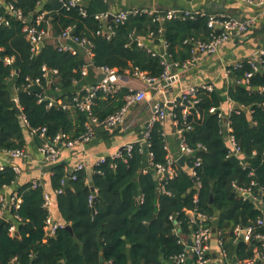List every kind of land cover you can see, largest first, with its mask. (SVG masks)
Segmentation results:
<instances>
[{
    "label": "trees",
    "instance_id": "16d2710c",
    "mask_svg": "<svg viewBox=\"0 0 264 264\" xmlns=\"http://www.w3.org/2000/svg\"><path fill=\"white\" fill-rule=\"evenodd\" d=\"M9 1L31 19L30 23L35 12L46 11L54 35L73 27L74 36L86 37L92 44V66L116 69L119 74L137 69L157 79L164 70L163 57L139 48L137 37L151 40L149 48L153 51L164 43L165 58L181 65L194 56L195 42H208L212 34L220 33L218 29H208L205 17L158 22L154 20L155 15L137 13L129 15L121 24L106 22L112 32L108 39L99 31L104 23L95 19L99 13L117 12L105 0H83L84 16L78 8L64 7L69 0ZM1 17L9 24L0 25V55L14 56L15 62L12 66L0 62V151L22 149L24 128L28 133L45 128L48 139L58 133L72 139L78 137L85 131L86 114L62 110L57 105L47 108L45 101L38 103V96L45 93L55 96L59 91L60 99L70 103L75 95L73 83L81 78L80 68L85 64L82 51L76 55L58 52L53 44L46 42L34 53L25 39L22 22L9 15L5 8L0 10ZM42 66L56 69L57 76L42 78ZM250 71L248 60L228 68L230 86L226 98L241 109L233 110L227 122L241 150L240 156L229 155L223 119L217 116L225 96L214 89L210 92L201 89L185 118L183 105L178 102L172 108L176 127L189 126L183 137L195 153L185 158L184 166L177 164V175L165 183L164 193L159 191L147 158V152H151L153 163L165 161L167 142L164 125L159 123L149 128L147 145L133 143L130 153L123 149L119 158L106 157L95 166L91 186L87 184L86 173L79 171L64 188L63 182L69 176L64 165L56 162L50 169L51 185L54 190L62 189L56 195V206L62 223L70 225L72 233L65 228L52 236L46 232L43 188L33 189L31 184H26L19 190V208L11 207L9 219L0 224V264H172V257L183 249L172 234L175 222L182 235L190 234L184 209L193 207L195 190L190 173L196 158L200 159L199 166L194 168L200 183L199 210L211 217L212 230L221 233L231 264L252 257L253 249L260 242L252 238L249 243H233L232 234L236 226H252L256 233L264 232L256 225L257 219L264 215V72H255L247 84H242L240 81ZM36 78L40 79L39 94L26 88V79ZM128 93L126 89L114 95L98 93L93 114L102 120L117 112ZM12 96L21 115L13 109ZM210 109L215 112L211 113ZM35 138L41 145L43 140L37 134ZM144 169L148 171L143 173ZM16 178L13 169L5 167L0 171V188L11 185ZM252 181L256 185L251 188V195L259 201L245 198L233 188V184L250 187ZM11 225L16 228L13 235L8 232Z\"/></svg>",
    "mask_w": 264,
    "mask_h": 264
},
{
    "label": "built area",
    "instance_id": "2783aa9c",
    "mask_svg": "<svg viewBox=\"0 0 264 264\" xmlns=\"http://www.w3.org/2000/svg\"><path fill=\"white\" fill-rule=\"evenodd\" d=\"M249 5L262 6L264 5V0H241ZM83 0H69L64 4V7L69 10L71 8H78L80 14L84 16L86 11L83 7ZM5 8L6 12L14 16L17 20L21 21L23 24L22 31L25 35V39L29 42L31 46V51L36 53L38 43L45 44L48 41H52L55 49L58 52H66L72 55H76L79 51H84L85 55L91 58L92 52V44L86 37H77L73 35V27L66 28L62 33L54 35L51 24L48 20V13L46 11L40 10L34 16L33 22L30 23L31 19H27L19 9H17L12 2L9 0H0V10ZM137 13H146L148 15H155L154 20L158 22H163L165 20L171 19H193L197 16L205 17L207 20L208 29L214 31L216 29L220 30V33L217 35L212 34V38L208 42H195L194 49L195 51L204 53V54H215L218 49L227 42L230 38L240 35H245L249 31L253 29L256 25V18L250 17L247 19H236L229 15L223 14H207L203 11H188L183 9H169L166 11H152L147 9H124L117 12H106L99 13L95 16V19L103 22L104 25L100 28V32L106 34V37L109 39L112 35L110 26H107L105 23H108V18L110 14L114 15V20L111 22H115L118 24L123 23L129 15L137 14ZM8 25L9 22L6 18H0V25ZM137 46L141 49H146L152 55L159 54V51H153L149 48L151 44V40L145 39L142 37L136 38ZM149 43V45L147 44ZM162 46L165 49L164 43ZM163 57V56H162ZM264 57V48L259 49L253 57L248 59V63L250 64L251 71L247 72L244 78L240 81L242 84H247L249 79L255 72L263 71L264 67L261 66ZM0 62H3L5 66H12L15 62L14 56H4L0 55ZM162 64L164 66V70L159 78H150L145 73L138 71L137 69H133L132 72H129L132 76L140 79L146 85L150 86L154 83L160 82H170L173 75L171 74L172 65L169 63L166 58H163ZM92 66V63L90 62ZM237 65V64H236ZM235 65V66H236ZM185 67V65H184ZM88 64H83L80 68L81 76H85L87 74ZM96 70L103 76L102 80L94 85L85 87L81 93L75 94L70 103H65L63 100H55L53 97L47 95L38 96V103L46 102V107L50 108L54 105L61 107L62 110H79L86 114L87 120L84 123L85 131L76 138H70L68 135L64 133H58L51 139L46 137V129H32L31 134H37L42 140V144L38 147V151L40 155L43 157L44 161L47 164H54L59 160L61 147H74L78 145L87 144L94 138L95 132L98 128L101 127H117L123 125L127 118V113L130 108L134 105L142 102L146 99V91L145 90H135L130 91L125 98V103L117 112L105 117L100 120L93 114V108L96 104L98 93H104L109 95L116 94L121 89V84L119 82L120 77L117 74L116 69H111L108 67H99ZM42 78H54L57 76L58 71L56 69H48L46 66L41 67ZM128 72V71H127ZM14 75V69L11 70V76ZM27 86L29 90L33 86H38L41 88L40 79H26ZM206 90L208 92L213 90L212 85L209 84H201L197 86H191L185 88L181 91L179 97L181 101L179 102L181 105L182 101L187 102L189 105L184 106L182 110V115L185 118L189 114V108L192 107L196 103V94L199 90ZM211 113L215 112V109H210ZM167 110L164 105L159 101H154L152 105V116L150 119L149 127L144 131L142 135V141L144 145H147V140L149 137V128L154 123H159L160 125H164L165 119L167 118ZM218 118L223 119L225 116L222 113L221 109L217 113ZM223 127L226 130V138L229 145V155H241V150L239 146L236 144L233 135L231 134V128L229 127L228 122L226 124L223 123ZM189 129V126L185 129L177 128L175 133L179 138V147L178 154L173 155L168 148V144L166 143L164 146V150L166 151L165 161L164 163H153L152 157L153 154L151 152H147V158L149 162L148 168H150L155 176V179L158 182L159 191L164 193V185L167 181L172 180L177 175V164L178 159L181 156L193 157L195 151L191 148L183 137L184 130ZM133 143H128L124 146L123 149L127 151V153L131 152ZM122 150L116 152L112 158H119ZM255 154V153H253ZM6 155L12 159H21L26 157V152L22 149H16L12 151H7ZM264 156V152H263ZM105 158L102 157L99 159L97 163H103ZM200 164V159L196 158L194 163V168L198 167ZM241 164L244 165V162L241 161ZM191 170V176L194 178V190L195 193L192 196V204L193 207L190 209H184V213L188 218V224L190 227V234L188 236H184L180 233L178 229V224L175 222V227L172 229V234L177 237L178 242L183 246L182 251L172 257V264H231L228 260V253L223 247L222 239L220 238L221 233L217 232L219 235L218 243L220 246V258L218 261L212 260L208 255V243L213 234V230L211 228V217L207 216L205 213L201 212L198 208V189L200 188V183L196 178L195 170ZM4 169L3 166L0 165V171ZM13 171L18 174V168L13 166ZM84 165L78 164L74 170L70 173L69 179L74 180L76 176L74 173L83 171ZM148 169H144L143 173H146ZM252 172H250V175ZM65 183V182H63ZM255 182L252 181L250 187H239L233 184L234 190L243 197H251L253 200L259 201L260 199L256 196H252L251 188L255 186ZM31 187L33 189L40 187V182L38 180L31 181ZM62 192V189H56L55 195H58ZM168 194V193H167ZM264 194V191H262ZM92 197L89 198L91 201ZM1 204L0 209V218L3 217V213L5 210V204ZM20 205V199L17 196H13L11 198V207L14 209H18ZM52 206L53 199L51 195L47 192H43V208L45 209L47 215L45 219L44 229L46 232L52 236L56 233L57 230L65 228V224L56 221L52 216ZM17 218V217H16ZM171 220L173 219L170 217ZM256 225L263 228L264 230V215L260 216ZM10 235H13L16 232L15 225H11L8 230ZM233 243L244 242L249 243L252 238L260 242V246L253 249V256L250 258L243 259L238 262V264H264V232L256 233L254 227L248 226L245 228L236 226L233 231ZM188 240L191 241V245L188 244ZM64 264V263H60Z\"/></svg>",
    "mask_w": 264,
    "mask_h": 264
},
{
    "label": "crops",
    "instance_id": "0c3cea01",
    "mask_svg": "<svg viewBox=\"0 0 264 264\" xmlns=\"http://www.w3.org/2000/svg\"><path fill=\"white\" fill-rule=\"evenodd\" d=\"M105 1L111 4L114 11L124 9H147L152 11L183 9L188 11H203L207 14L229 15L241 20L255 17L256 25L247 34L230 38L215 54H204L195 51L192 59L181 65L166 59L172 65L171 74L173 77L170 82L154 83L148 86L140 79L132 76L128 70L124 71L123 74L117 72L120 77V90L126 89L128 92L131 90H145L146 99L129 109L123 125L98 128L92 141L87 144L70 148L61 147L60 157L57 161L64 165L67 176L70 175L78 164L82 163L89 186H91L94 168L97 166L100 158L112 157L128 143L144 145L142 135L150 125L154 101L162 103L167 110L168 115L164 122V134L169 151L173 155L178 154L179 138L175 133L176 122L173 121L171 111L178 103L177 99L180 98L179 95L183 89L201 84L212 85L214 90L218 91L222 96H225L220 109L224 116L228 117L235 110V104L229 102L226 98V91L230 86L228 68L235 66L243 60L250 59L259 49L264 48V34L261 31L264 30V5H249L241 0ZM48 43L53 44L52 41H48ZM82 54L84 56V63L88 64L87 74L81 76L78 81L73 83V94H79L85 87L94 85L102 80L100 79L102 75L95 67L90 65L91 58L85 55L83 51ZM163 58H165V54ZM47 88H49V85H47ZM60 95L61 93L58 91L55 96L50 94V97H53L55 100H61ZM70 111H73V109ZM23 134L25 137V146L22 150L26 152L25 158L12 160L6 155V152L0 151L1 166L4 168H12L15 166L18 168L16 180L11 185L0 188V203L5 204L3 217L0 219H9L11 198L13 196H17L21 203V197L19 195L21 187L26 184H31L33 180H38L40 187L43 188V192L49 193L53 199V219L62 222L56 206L55 190L51 185L52 172L50 169L52 164H47L40 155L38 151L40 140L35 138V135H32L30 132L28 133L25 128L23 129ZM225 140L228 144L226 137ZM218 239V233L214 232L208 243V255L214 261H218L220 258Z\"/></svg>",
    "mask_w": 264,
    "mask_h": 264
},
{
    "label": "water",
    "instance_id": "95a60500",
    "mask_svg": "<svg viewBox=\"0 0 264 264\" xmlns=\"http://www.w3.org/2000/svg\"><path fill=\"white\" fill-rule=\"evenodd\" d=\"M34 15H36V12L34 13ZM113 20H114V15H113V14H110V15H109V18H108V22H111V21H113ZM147 44L149 45L148 42H147ZM43 46H44L43 43H38V45H37V50L40 51V50L43 48ZM158 51H159V55H160V56H164V54H165V49H164V47H163L162 45H160V46L158 47ZM197 52H198V51H197ZM83 53H84V51H83ZM102 78H103V76L100 77V79H102ZM30 90H31L32 92L37 93V94L41 93V88L38 87V86H33V87H31ZM12 101H13V109H14V111L17 113V115H21V114H22L21 109L19 108V106H18V104H17V102H16L14 96H12ZM177 101L180 102L181 99L178 98ZM182 104H183L184 106H188V105H189V104H188L187 102H185V101H182ZM170 106H171V105H170ZM234 109H235V110H240L241 107H240L239 105H235ZM227 121H228V118H227V117H224V118H223V123L226 124ZM123 148H124V147H123ZM123 148H121L120 150H123ZM184 162H185V157H184V156L179 157V159H178V163H179L181 166H184ZM192 179H193V181H195L194 178H192ZM69 180H70L69 178H67V179L65 180L64 188H67V187L69 186ZM91 190H94V189L92 188ZM3 221H4L3 219H0V224H1ZM65 229H66L67 231H69L70 233H72V228H71L70 225H66V226H65ZM214 232H215V230H213V233H214ZM188 244L191 245V241H190V240H188ZM100 261L102 262V257H101ZM235 261H236V258L234 257V258H233V262H235Z\"/></svg>",
    "mask_w": 264,
    "mask_h": 264
},
{
    "label": "rangeland",
    "instance_id": "374dc122",
    "mask_svg": "<svg viewBox=\"0 0 264 264\" xmlns=\"http://www.w3.org/2000/svg\"><path fill=\"white\" fill-rule=\"evenodd\" d=\"M262 32H263V34H264V30H261Z\"/></svg>",
    "mask_w": 264,
    "mask_h": 264
}]
</instances>
